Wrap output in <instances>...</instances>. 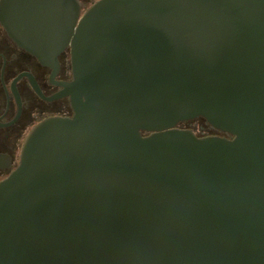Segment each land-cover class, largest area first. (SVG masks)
Wrapping results in <instances>:
<instances>
[{
	"label": "water",
	"instance_id": "1",
	"mask_svg": "<svg viewBox=\"0 0 264 264\" xmlns=\"http://www.w3.org/2000/svg\"><path fill=\"white\" fill-rule=\"evenodd\" d=\"M48 1L0 3L73 111L0 181V264H264V0Z\"/></svg>",
	"mask_w": 264,
	"mask_h": 264
},
{
	"label": "flooded vegetation",
	"instance_id": "2",
	"mask_svg": "<svg viewBox=\"0 0 264 264\" xmlns=\"http://www.w3.org/2000/svg\"><path fill=\"white\" fill-rule=\"evenodd\" d=\"M75 1L82 15L98 0ZM39 10L40 17L50 16L49 12ZM38 21L43 26L49 23L44 19ZM20 25L16 13L0 7V181L17 166L23 142L35 124L48 117L73 115L68 96L60 94L62 84L71 80L69 48L58 54L56 68L42 65L17 43V32L6 30L7 26ZM177 127L191 130L199 137H229L210 127L202 118L179 123Z\"/></svg>",
	"mask_w": 264,
	"mask_h": 264
}]
</instances>
